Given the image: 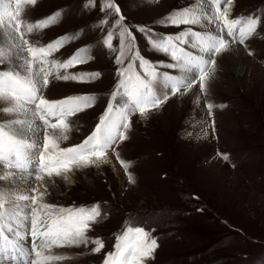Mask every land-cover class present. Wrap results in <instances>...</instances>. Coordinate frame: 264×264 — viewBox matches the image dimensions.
I'll return each instance as SVG.
<instances>
[{
	"label": "rangeland",
	"instance_id": "374dc122",
	"mask_svg": "<svg viewBox=\"0 0 264 264\" xmlns=\"http://www.w3.org/2000/svg\"><path fill=\"white\" fill-rule=\"evenodd\" d=\"M101 2L95 0L94 7L90 4L85 8L88 0H37L28 6L33 22L59 10L64 12L60 22L30 39L47 44L84 30L55 58L67 59L77 49L92 45L94 58L68 71L102 74L90 83L54 80L45 90L51 100L74 95L97 97L92 108L70 118L68 139L60 142L62 148L80 144L93 131L116 84L114 54L95 46L107 31V25L104 33L98 27L104 17L99 10ZM115 3L125 17L123 23L132 27L141 54L154 62L167 61L168 57L153 51L134 26L147 25L163 34H175L187 27L215 31L207 21V27H164L160 23L173 10L192 7L199 11L207 0ZM230 12V19L259 20L264 18V0H233ZM115 18L108 17L109 24ZM113 43L118 44V39ZM229 47L215 57L206 93H201L197 84L187 94L171 97L147 119L139 114L132 117L128 139L117 151L121 159L132 162L129 171L134 184L128 182L124 168L112 154L111 163L100 168L69 173L71 183L53 177L54 184L40 203L65 208L101 205L104 218L89 235L101 238L105 247L99 253L91 251L94 245L54 247L45 254L69 259L49 264H103L130 218L157 239L159 246L147 264H264V25L258 24L257 32L244 45ZM209 102L213 104L212 116L205 107ZM4 119L5 114L0 113V120ZM219 154H226L228 159ZM4 171L0 165V174Z\"/></svg>",
	"mask_w": 264,
	"mask_h": 264
},
{
	"label": "snow or ice",
	"instance_id": "6c2138e0",
	"mask_svg": "<svg viewBox=\"0 0 264 264\" xmlns=\"http://www.w3.org/2000/svg\"><path fill=\"white\" fill-rule=\"evenodd\" d=\"M36 2L0 0V103L6 105L0 107V113L8 117L0 120V165L6 169L0 174V181L6 182L0 188V264H49L69 259L45 254L54 247L94 245L91 251L101 252L104 241L89 235L104 218L101 205L65 208L40 203L54 184L53 177L71 183L69 173L100 168L111 163L112 154L124 168L128 182L134 184L129 171L132 162L121 159L117 151L119 144L128 139L132 117L139 114L147 119L171 97L187 94L197 84L200 92L206 93L215 57L229 51L230 44L244 45L257 32L258 24L264 25V18L230 19L233 0H207L199 11L192 7L173 10L161 19L162 26L213 25L215 31L187 27L175 34H163L147 25L134 26L153 51L168 57L167 61L154 62L141 54L137 37L132 27L123 23L125 17L115 0H102L99 10L104 17L98 27L104 33L107 25V31L95 46L114 54L116 84L93 131L80 144L62 148L60 142L68 139L70 118L92 108L97 97L74 95L51 100L45 90L54 80L90 83L102 74L68 71L94 58L92 45L77 49L67 59L55 58L84 30L47 44L29 38L60 22L64 15L59 10L33 22L28 17V6ZM90 4L94 7L95 0H88L85 8ZM110 16L116 17L111 24ZM114 39L118 44L113 43ZM205 107L212 116L213 104L206 103ZM212 123L215 131V121ZM219 155L228 159L226 154ZM158 246L157 239L130 218L103 264H147Z\"/></svg>",
	"mask_w": 264,
	"mask_h": 264
},
{
	"label": "bare ground",
	"instance_id": "6f19581e",
	"mask_svg": "<svg viewBox=\"0 0 264 264\" xmlns=\"http://www.w3.org/2000/svg\"><path fill=\"white\" fill-rule=\"evenodd\" d=\"M6 116V115H5ZM6 118L8 119V117L6 116ZM6 186V182L5 181H1L0 182V188L5 187Z\"/></svg>",
	"mask_w": 264,
	"mask_h": 264
}]
</instances>
